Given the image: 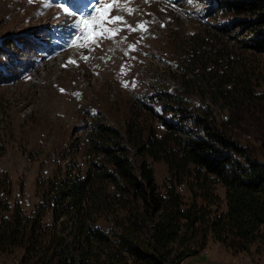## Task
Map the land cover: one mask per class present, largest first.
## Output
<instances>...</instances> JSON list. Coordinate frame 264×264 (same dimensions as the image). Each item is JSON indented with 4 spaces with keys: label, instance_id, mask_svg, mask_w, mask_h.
<instances>
[{
    "label": "trees",
    "instance_id": "obj_1",
    "mask_svg": "<svg viewBox=\"0 0 264 264\" xmlns=\"http://www.w3.org/2000/svg\"><path fill=\"white\" fill-rule=\"evenodd\" d=\"M207 4L215 33L188 38L180 88L135 100L123 130L93 115L68 163L37 181L30 213L0 173V264L16 252L17 264H182L211 240L264 248V155L243 142L264 148V0ZM23 42L1 40L0 85Z\"/></svg>",
    "mask_w": 264,
    "mask_h": 264
},
{
    "label": "rangeland",
    "instance_id": "obj_2",
    "mask_svg": "<svg viewBox=\"0 0 264 264\" xmlns=\"http://www.w3.org/2000/svg\"><path fill=\"white\" fill-rule=\"evenodd\" d=\"M86 2L89 5L77 6L70 0H0V42L24 41L19 49L24 57L9 69L15 70L13 80L0 85V173L12 180L14 200L28 213L40 201L37 181L68 163L66 157L73 153L77 139L83 140L93 115L123 130L135 100L147 99L161 89L180 88L182 50L188 38L209 36L207 26L210 36L215 33L210 26L216 24L205 15L208 0L197 4L193 0H121L120 10L111 15L122 16L133 27L145 24L147 31L120 25L124 30L114 39H103L89 51L73 46L84 32L83 26L77 31L73 25L100 5V0ZM40 33L44 34L40 42L51 36L47 52L36 43ZM9 65L3 62L6 71ZM244 139L258 155H264L260 142L249 136ZM155 170L158 183L164 184L169 177L167 165L156 163ZM219 193L225 197L223 188ZM19 258V252L7 254L1 264H17ZM190 264H264V248L253 245L247 252L234 253L211 240Z\"/></svg>",
    "mask_w": 264,
    "mask_h": 264
},
{
    "label": "snow or ice",
    "instance_id": "obj_3",
    "mask_svg": "<svg viewBox=\"0 0 264 264\" xmlns=\"http://www.w3.org/2000/svg\"><path fill=\"white\" fill-rule=\"evenodd\" d=\"M32 2H34V0H29V3ZM120 2L121 0H100V5L94 6L92 15L88 17H82L78 23L74 24L73 27L76 28L77 31L80 30L81 26H83L84 32L79 37H77L78 43H74L73 46L85 47L88 48L89 51H94L95 49L91 47V45H96L98 47L100 41H102L103 39H114V37L118 35L120 31L124 30V28L120 27V25H124L130 31H147L145 24H138L136 27H133L131 25H128L122 16L111 15L113 11L120 10ZM145 2H147V0H145ZM44 6L50 7L52 5L49 3H45ZM57 6L62 7L63 11L65 12L69 11L68 8L63 7L62 5ZM128 11L129 14H131L132 10L129 9ZM110 25H115L116 27H109ZM89 33H91L90 40ZM132 50H135L134 45L132 46ZM81 58L85 61L89 59L88 56H82ZM101 59H103V57H101ZM69 63H75V61L70 60ZM124 86L127 87V84H125Z\"/></svg>",
    "mask_w": 264,
    "mask_h": 264
},
{
    "label": "crops",
    "instance_id": "obj_4",
    "mask_svg": "<svg viewBox=\"0 0 264 264\" xmlns=\"http://www.w3.org/2000/svg\"><path fill=\"white\" fill-rule=\"evenodd\" d=\"M198 258V256H195V257H191V258H189L188 260H186L185 262H183L182 264H188V262H189V264L192 262V260H193V262H194V260L195 259H197Z\"/></svg>",
    "mask_w": 264,
    "mask_h": 264
},
{
    "label": "bare ground",
    "instance_id": "obj_5",
    "mask_svg": "<svg viewBox=\"0 0 264 264\" xmlns=\"http://www.w3.org/2000/svg\"><path fill=\"white\" fill-rule=\"evenodd\" d=\"M20 36V35H19ZM24 39V38H23Z\"/></svg>",
    "mask_w": 264,
    "mask_h": 264
}]
</instances>
